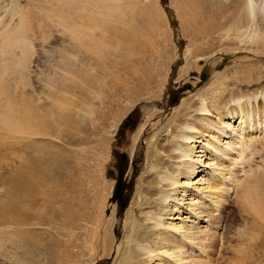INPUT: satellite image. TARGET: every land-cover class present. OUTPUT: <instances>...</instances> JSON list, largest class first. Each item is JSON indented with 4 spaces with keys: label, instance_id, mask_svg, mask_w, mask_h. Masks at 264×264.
<instances>
[{
    "label": "rangeland",
    "instance_id": "rangeland-1",
    "mask_svg": "<svg viewBox=\"0 0 264 264\" xmlns=\"http://www.w3.org/2000/svg\"><path fill=\"white\" fill-rule=\"evenodd\" d=\"M183 1H120L125 6L123 15L127 34V49L122 52L130 59L127 63L129 69L139 67V74L148 81V88L137 100L121 99V105L109 108L103 99L114 77L127 75L126 69L125 72L118 71L112 78V69L94 71L90 63L82 59L81 51H69L74 33L102 34L104 44L98 45L101 46L100 51L106 45L116 46L111 45L107 28L104 29L107 27L105 22L98 23L100 26L103 23V28L92 29L87 21L75 17L76 12L92 16L91 8L86 5L80 7L79 3H71L70 0H0V105H11L17 117L25 112L28 103L36 102L41 105L42 113L49 112L50 115L49 110L60 107L65 113H74L77 118L63 132L66 141L54 139L52 135H39V129L27 127L28 118L22 122L21 119L24 124L23 130L20 129L22 133H11L12 137H6L4 141H12L14 145L0 147V177L7 173L5 171L13 170L23 158L31 156L36 161L47 146L57 144L64 148V156L68 160L73 151H77L73 155L82 165V172L78 175L95 174L110 186L107 196L102 194L84 206L86 218L79 216L78 226L68 228L73 236L68 247H65L69 243L65 242L68 238L63 229L54 224L61 220V216L53 214V221L54 218L47 214L49 219L53 218L48 220L42 197L38 198L40 205H36L38 202L29 204V211L45 215V220L38 221L28 216V227L21 226L19 231H28L33 241L46 240L50 245L45 252L39 250L25 257L23 252L16 251L14 245L16 238L13 233L17 228L3 227L6 230L0 233V264H125L124 257L133 248L130 230L132 226L144 223L146 215L157 207L158 174L170 168L169 153L183 124L192 119L199 123L196 118L200 116L195 109L200 100L206 101L214 112L222 114L225 106H230L236 98L244 103L247 99L256 98V107L252 109L262 114L264 3L253 2L250 16L246 18L243 12L247 10V0H186L189 1L188 8L183 7ZM74 8L76 14L70 12ZM71 14L75 18L73 15L70 18ZM111 24L123 27L121 21H111ZM15 32L22 34L17 36ZM89 75L97 77L92 79ZM58 80L64 81L68 88L59 90L56 86ZM55 90L62 96H54L58 95ZM84 92L87 96L83 95ZM101 111L110 112H106L109 115L106 119L112 129L98 120ZM92 123L96 126L94 131L90 128ZM261 127L260 124L258 130ZM103 133L107 141L105 153L101 155L97 153L100 145L97 144ZM49 136L53 139L51 142L47 140ZM69 137L75 139L74 142H69ZM252 137L253 154L250 156L249 150H245L240 159L233 161L231 176L234 183L227 185L230 190L225 192L227 201L233 199L236 184L246 182L245 171L250 168L257 169L258 173L246 186L253 188L254 192L259 187V193L264 194V119L263 132H254ZM52 152L51 148L50 155ZM98 162L99 169L87 170L88 165L94 168ZM26 170L29 171L28 167ZM117 180L126 188L124 194L128 195L122 210L112 199ZM87 189L90 188L87 186ZM54 206L57 208V204ZM243 213L240 206H231L224 210V220L217 224L206 223L209 236L223 233L220 237L223 240L210 248L214 252L211 251L207 258L196 255L195 260H204L205 264H264V258L257 259L264 257V248L258 246L261 240L250 252L247 248L250 245H247L246 236L254 231H251L249 220ZM237 250L249 253L253 259L237 257Z\"/></svg>",
    "mask_w": 264,
    "mask_h": 264
},
{
    "label": "bare ground",
    "instance_id": "bare-ground-1",
    "mask_svg": "<svg viewBox=\"0 0 264 264\" xmlns=\"http://www.w3.org/2000/svg\"><path fill=\"white\" fill-rule=\"evenodd\" d=\"M73 1H75V4L79 3L80 7L86 5L94 13H90V15L93 14L92 16H89V14L83 15L82 12L81 14L76 12V14L74 13L75 8L70 12L76 14L75 17H78V20L87 21V24L92 29L93 27L96 29L97 27L98 29L103 28L102 26L105 22L107 27L104 29L107 28L111 45L116 46L111 47L110 45H106L102 47L104 50L100 51L101 46L98 47V45L104 44L103 37H101L102 34L94 36L95 33L93 35L92 33H74L73 39L70 41L69 51H81L82 59L89 62L94 71H102L105 68L112 69V78L118 71L125 72L124 69H126L127 75L120 78L114 77L107 93L105 92L107 95L103 100H106L107 107L111 108L121 105V99L129 101L137 100V97L148 88L146 85L148 81H144V77L141 73L139 74V67H135V69L127 67L128 60L130 59H127L126 55L122 52L127 46L125 38L126 29L124 27L125 14L123 15L125 6L122 5L123 2H120L123 0ZM73 1L71 2L70 0L71 3ZM184 1L183 7L188 8L190 0L188 2ZM239 1L244 2L245 0ZM255 1L257 0L246 1L247 10L244 9V17L248 18L250 16L251 8H253V2ZM258 1L263 5L264 0ZM74 7L76 6L74 5ZM89 9H86V11ZM67 13H69V10ZM83 13L86 14L87 12ZM62 14L65 17L64 12ZM74 14H71L70 18L72 15V18H75ZM101 21L103 23L100 26L98 23ZM111 21H121L123 27L112 25ZM104 32L107 33L106 31ZM15 34L18 36V34L21 35L22 33L15 32ZM83 34L85 35L83 36ZM23 39L25 40L26 38L24 37ZM19 43L24 44L22 41ZM88 77L94 79L93 77H97V75L93 77L89 75ZM96 80L97 78L94 81ZM56 82L59 90L62 91L68 88L64 81L58 80ZM126 83H129L130 86ZM70 87H72V84ZM59 94L54 96L61 97L62 95L60 94V96ZM83 95L87 96V92H84ZM233 101L230 106H225V112L221 114L211 110L206 101L200 100L195 109L196 114L200 116L196 118L199 120V123H196L192 119L183 124L182 131L177 136L178 140L175 141L169 153L170 160L168 161H171L170 168L167 167L163 170V173L158 174L159 187L157 192H155L157 200L155 205L157 207H155L152 213L146 215L143 221L145 224L134 225L130 230L133 248L131 253L124 257L125 264H203L204 260H195V256L199 255L202 259L207 258L208 254L212 251L210 248L219 245L220 239L223 240V237L220 238L223 233L219 234L220 236L213 234L209 236L206 230L207 225L205 224H217L221 220H224V210L231 206H235L236 208L241 207L242 211H244L242 215H245L249 220L250 227H252L251 231H254L252 235L246 236L249 243L247 245H250H246L249 252L251 249H254L257 245L256 242H260V240L261 243L258 246L264 248V194L259 193V187L254 192V189L248 188L246 184L247 182H251L252 178L257 175L258 170L250 168L245 171L247 172L245 173V183H243L244 181L237 183L236 179L237 189L234 187L236 191L233 190V201H227L228 195L225 194V192L228 193L230 191L227 188L228 183H234L231 176L232 166L234 165L233 161L240 159L245 150H249L250 156L253 154L254 137H252V134L257 131L263 132L264 110L260 115L256 109H252V107H256V98L254 100L247 99L245 103L241 102L239 98ZM0 106V147H6L7 144L14 145L11 143L12 141L4 142L6 141L5 138L12 137L11 133L18 134L20 129L23 130L24 124L21 122L27 118L28 128L39 129L37 132L39 135H52L54 139L55 137L57 139L61 138L62 141H66L64 140L66 138L64 137V130L68 126H72L73 122L77 119L74 113H65L60 107L59 109L56 108V110H49L50 115L49 112L42 113L41 105L38 106L36 102L34 104L28 103L25 112L23 114L20 112L21 114H18V117L12 110L11 105H6V107ZM106 106L104 107L106 108ZM260 106L264 108V100H262ZM119 110L122 111L121 109ZM101 112V114L98 113V120H101L103 126L111 128V125L107 124L109 115L106 112L108 111L105 113ZM55 114L56 117H54ZM106 117L108 118L106 119ZM94 123L91 126L89 125L92 131L96 130ZM260 124L262 127L258 130ZM22 126L23 128H21ZM105 133L99 139L100 142L97 144H100L99 147L94 146V148H97V151L99 149L97 153L101 155L105 153L107 141ZM68 139L69 142H74L75 140L71 137ZM47 140L51 142L53 139L49 136ZM51 148L53 150L52 155H50ZM63 150L64 148L61 145L50 144V146H47L43 150L40 159L34 161L31 159V156L25 157L19 161V164L13 170L5 171L7 173L2 174V177H0V233L5 231V228L15 226L17 230L13 235L16 238V242L13 243L16 251L23 252L25 257H29L33 252L39 250L45 252L46 248L50 245L46 240L40 242L33 241L31 239L32 236L30 238L31 233L28 231H19L21 226L27 225L26 227H28V216H32L31 218L34 217L38 221L45 220L44 214L43 217L40 213L35 214L33 212V214L32 211L30 212L28 208L29 204L35 205L42 197L44 212H47L46 215L48 214L51 217H53V214L61 216V220L59 218L60 221L58 222L55 221L54 217V220L53 218L50 219L55 221L54 224L57 228L63 229V233L68 238L65 242L69 243L73 236L69 233L68 228L78 226L77 220L80 217L82 219L86 218L84 206L90 204L95 198L106 195L110 189L109 184L103 182L95 174L87 172L85 175H82L83 173L81 176L78 175V172L79 174L82 172V165L75 158V155H73L77 151L75 153L73 151L72 156L69 158L70 160H68L65 158ZM27 167L29 171L26 170ZM99 168V162L94 168L91 165L87 166L88 171H94ZM249 171L251 172L249 173ZM87 186L90 189H87ZM244 195L245 198L243 199ZM55 204H57V208L54 206ZM43 205H41L42 208ZM48 215L46 218H48ZM127 215L129 216V214ZM50 219L48 218V220ZM226 222L225 226L227 225ZM206 239L207 241H205ZM69 245L70 243L65 245V247ZM236 253L237 257L248 256L249 260L253 259L249 253L245 254L240 250L235 251ZM192 256L194 257L192 258ZM259 258L264 257L259 256L257 259L259 260Z\"/></svg>",
    "mask_w": 264,
    "mask_h": 264
},
{
    "label": "trees",
    "instance_id": "trees-1",
    "mask_svg": "<svg viewBox=\"0 0 264 264\" xmlns=\"http://www.w3.org/2000/svg\"><path fill=\"white\" fill-rule=\"evenodd\" d=\"M127 121L128 118L125 120V123ZM125 190L126 188L123 185H120V181L117 180L116 187L113 191L112 199L115 200L120 205L121 210L124 209L128 200V195L124 194Z\"/></svg>",
    "mask_w": 264,
    "mask_h": 264
},
{
    "label": "water",
    "instance_id": "water-1",
    "mask_svg": "<svg viewBox=\"0 0 264 264\" xmlns=\"http://www.w3.org/2000/svg\"><path fill=\"white\" fill-rule=\"evenodd\" d=\"M108 213V212H107Z\"/></svg>",
    "mask_w": 264,
    "mask_h": 264
}]
</instances>
